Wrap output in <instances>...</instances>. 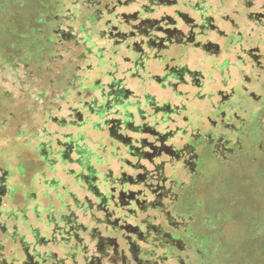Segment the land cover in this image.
Returning <instances> with one entry per match:
<instances>
[{
    "label": "flooded vegetation",
    "instance_id": "flooded-vegetation-1",
    "mask_svg": "<svg viewBox=\"0 0 264 264\" xmlns=\"http://www.w3.org/2000/svg\"><path fill=\"white\" fill-rule=\"evenodd\" d=\"M52 2L55 9L50 14L42 12L44 28L39 29L51 34L41 33L37 46L53 59L59 52L61 57L70 54V66L65 69L70 79L61 99L66 94L70 98L67 114L52 115L50 120L63 129L77 130L50 132L67 139H50L38 147L39 153L49 169L55 160L46 155L49 151L79 166L73 176L84 195L78 202L72 197L76 193L70 196L74 207L84 210V217L101 222L96 212L102 210L96 204L88 208L86 203L87 199L98 201L83 181L87 156H92L102 180L110 174L109 205L124 209L127 215L138 217L145 212L146 216L141 225L120 227L138 237L133 241L122 235L127 246L117 236L96 234L95 227L89 232L91 241L97 240L91 246L81 235L88 230L79 221L81 215L74 210L66 213L72 204L65 193L48 195L45 190L38 197L32 163L22 167L28 170L22 175L32 182V189L23 195L29 201L27 208L16 206L20 195L12 188L17 184L8 185L11 171L0 168V264H157V257H146L158 252L163 239L186 249L172 230L185 224L166 210L165 201L170 205L179 201L187 184L168 175V167L182 168L195 179L204 167L203 155L227 160L235 154H252L264 134V0ZM44 4L43 0L35 3L34 13ZM79 7L85 9L81 19ZM79 19L78 28L67 24ZM75 61L80 63L72 67ZM99 121L101 129H97ZM55 143L56 150L52 149ZM122 148L126 157L116 158ZM103 164L109 165L105 171L99 167ZM122 175L128 176V187L113 179ZM104 181L100 188L108 189ZM39 184L60 187L56 177ZM149 208L155 213L148 214ZM107 209L102 211L105 220L114 214ZM152 217L156 223L150 222ZM105 223L116 231L115 221ZM139 242L153 248H140Z\"/></svg>",
    "mask_w": 264,
    "mask_h": 264
},
{
    "label": "rangeland",
    "instance_id": "rangeland-1",
    "mask_svg": "<svg viewBox=\"0 0 264 264\" xmlns=\"http://www.w3.org/2000/svg\"><path fill=\"white\" fill-rule=\"evenodd\" d=\"M39 1L41 0H0V168L10 169L11 160L19 162L21 168L29 167V163H32V166H35L32 175L34 191L39 198L45 190L49 192L48 195H55V192L60 195L65 193L64 197L72 204L66 213L74 210L81 215L80 223L88 226L86 232H81L85 237V244H96L97 240L91 241L89 235L90 230L95 227L96 234L117 236L121 245L127 246L126 238L122 235L131 236L133 241L138 240V237L120 227L124 223L141 225L140 221L146 213L134 217L111 204L109 209L114 214L106 220L104 212H96L100 223L91 220L89 215L84 217V210L76 209L70 196L71 193H76L82 199L84 195L72 175L73 170L79 171V166L63 162L59 155L53 156V152L49 151L46 155L55 159L52 162L53 169H49L45 158L39 153L38 147L42 143L45 146L46 141L62 136L61 139H67L62 133L48 135L50 132L59 130L75 133L77 130L74 127L63 129L50 120L52 115L62 117L67 114V99L70 97L68 94L65 99L61 97L67 79H70L65 72L66 67L70 66V54L63 53L64 56L61 57L62 52H59L53 59L52 55L47 54L48 51L47 55L39 51L37 45L41 43V33L51 34L47 29H44L46 33L39 30L44 28L45 15L42 12L50 14L49 12L55 9L51 4L53 0H43L45 4L42 10L34 13L35 8L37 10L35 3ZM77 10L80 19L81 15L85 16L83 7ZM64 11H67V6ZM80 19L78 23L70 20L67 24L73 29L78 28ZM78 63L80 62L75 61L72 67H76L75 64ZM59 106H62V109H59ZM68 116L70 118V114ZM96 124L97 129H101L102 121ZM104 129L105 135V126ZM132 131L133 129H130V132ZM73 136L76 138L75 134ZM57 148L58 145L53 144L52 149ZM123 149L116 153V158L118 155L126 157ZM99 154L105 156L102 150ZM72 156L76 157L74 154ZM203 157L201 165L204 167L195 175V179L182 168L174 171L168 167L167 170V174L172 175L175 180L187 184L177 204L172 206L169 201H165L167 210L170 209L184 224L189 216L193 218L187 222V227H180L177 232V235L183 238V246L186 249H173L175 255H180L181 258L170 261L174 264H264V134L259 138L252 154H235L227 160L211 155ZM108 160L113 162L109 156ZM144 163H147L146 160ZM99 167L105 171L109 165L103 164ZM110 167L115 169L116 175H120L115 165L110 164ZM128 171L133 172L131 169ZM24 172L28 173V170ZM40 172L44 174L41 175ZM23 175H13L6 183L14 185L26 181L28 176L25 178ZM52 177L59 179V189L45 188L39 184ZM63 185L67 188L63 189ZM44 199L46 202L49 197ZM147 213L155 212L149 208ZM106 221L108 224L115 221L118 226L116 231H113L112 227L107 229ZM163 223L167 229L170 228L167 222ZM58 241L63 245L61 238L57 239V243ZM138 245L140 248H153V244L146 246L145 243L139 242ZM167 261L166 264L170 263Z\"/></svg>",
    "mask_w": 264,
    "mask_h": 264
},
{
    "label": "trees",
    "instance_id": "trees-1",
    "mask_svg": "<svg viewBox=\"0 0 264 264\" xmlns=\"http://www.w3.org/2000/svg\"><path fill=\"white\" fill-rule=\"evenodd\" d=\"M87 157L88 158L85 159L87 164L84 166L87 169V173L84 174L83 181H84V183L87 184V186L89 187V190L92 192V194H94L96 196L98 201L93 202L91 199H87L86 203L88 205V208H92L96 204L97 210H102V211L104 210L107 212L108 209L106 210V207L108 208L109 203L112 199V197H111V195H112V192H111L112 184H111L110 174H107V173L104 174V180L105 181L102 180V178L99 177L100 171L97 170L95 167H93V164L91 162L92 156H87ZM74 174L76 177L75 172L72 175H74ZM113 179L115 180V182L122 184V186L128 185V181H129L128 176L127 177H124L123 175L122 176H115ZM101 181H104L110 187H108V189L107 188L101 189L100 188L101 183H102ZM177 188L178 187H176V191H177ZM72 197L74 198L75 201L78 202L79 197L77 194H73ZM91 204H92V206H91ZM175 204H177V200L175 202H173L171 205L174 206ZM166 210H167V207H166ZM169 211L173 214V212L170 209H169ZM152 220H154V221H150V222L156 223V220L154 218ZM67 221L69 222V217L67 218ZM189 221H190V217L187 220H185L186 227L188 225L187 222H189ZM184 226H182V227H184ZM174 232H175V236H177L179 239H181L183 241V238L180 237L179 235H177V232H179L178 229L174 228ZM173 249L181 250L182 248L176 247V245H173V243H171V242L167 243L163 239V245L161 246V248L158 249V252L154 253L152 255L149 254L148 257H146V258H149L151 256L154 259V257H157L155 259V261H157V264H166V262H168L167 260H169V262H170L168 264H174L170 260H175V259L181 258V256L175 255Z\"/></svg>",
    "mask_w": 264,
    "mask_h": 264
},
{
    "label": "crops",
    "instance_id": "crops-1",
    "mask_svg": "<svg viewBox=\"0 0 264 264\" xmlns=\"http://www.w3.org/2000/svg\"><path fill=\"white\" fill-rule=\"evenodd\" d=\"M12 152L13 151H11V153ZM5 155H6V153H5ZM21 166L22 165L19 162H16V161L13 162V160H11L10 165H9V167H10L9 170L11 171L12 176L15 175V177H16V175L18 173L24 174L23 168H21ZM24 177L26 178V176H24ZM31 185H32V182L29 180H26V181H22L20 183H17V186H15V188H12V191L15 189V192L16 193L18 192L20 195L19 202L16 204V206L18 208H27V206L29 205V201L28 200L25 201V199L23 198V195L28 194V191L32 189Z\"/></svg>",
    "mask_w": 264,
    "mask_h": 264
}]
</instances>
